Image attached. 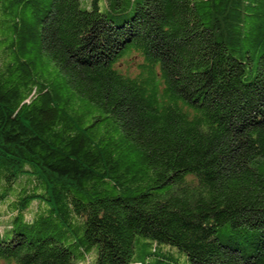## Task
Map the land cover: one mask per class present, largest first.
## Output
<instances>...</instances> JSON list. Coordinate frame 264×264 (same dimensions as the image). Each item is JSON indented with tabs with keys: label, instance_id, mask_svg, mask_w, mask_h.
Instances as JSON below:
<instances>
[{
	"label": "trees",
	"instance_id": "obj_1",
	"mask_svg": "<svg viewBox=\"0 0 264 264\" xmlns=\"http://www.w3.org/2000/svg\"><path fill=\"white\" fill-rule=\"evenodd\" d=\"M80 3L0 0V264H264V0Z\"/></svg>",
	"mask_w": 264,
	"mask_h": 264
},
{
	"label": "rangeland",
	"instance_id": "obj_2",
	"mask_svg": "<svg viewBox=\"0 0 264 264\" xmlns=\"http://www.w3.org/2000/svg\"><path fill=\"white\" fill-rule=\"evenodd\" d=\"M80 4H81V7H83L84 9H87V8H89L90 0H81V3ZM43 236H45V233L42 235V237ZM95 256H96V251L95 250H92L84 258L78 259L77 260L78 262H76L75 264H91L92 261L94 260Z\"/></svg>",
	"mask_w": 264,
	"mask_h": 264
}]
</instances>
